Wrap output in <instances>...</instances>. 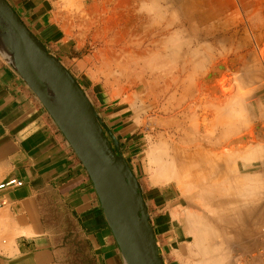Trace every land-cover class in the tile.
Masks as SVG:
<instances>
[{"label": "rangeland", "instance_id": "obj_1", "mask_svg": "<svg viewBox=\"0 0 264 264\" xmlns=\"http://www.w3.org/2000/svg\"><path fill=\"white\" fill-rule=\"evenodd\" d=\"M56 8L68 46V54L59 59L93 103L99 106L102 102L110 109L128 108L124 114L129 125L126 141L138 144L135 160L131 155L128 161L130 167H135L136 172L132 170L139 182L142 178L155 190L156 197H168L177 208L181 242L175 252L179 264H233L237 258L251 263L264 254L263 218L240 222L218 217L215 202H204L197 195L200 188L181 190L174 181L156 185L145 168L149 166L147 151L160 142H165L169 151L176 147L186 153L196 148L208 155L227 153L226 145H233L219 143L222 127L215 122L219 108L240 92L245 93L249 106L239 108L233 121L240 127L226 141L248 134L253 144L264 147V75L253 82L248 81L251 76L243 75L246 81L239 78L253 57L264 70V0H57ZM206 12L215 14L214 18L206 20ZM219 63L226 65L222 73L210 84L202 83L207 69ZM220 75L225 77L220 81L228 91L214 94L212 88L218 86ZM207 138H213L212 143ZM245 145L248 141H240L234 148L245 149ZM238 160L230 163L233 174L251 177L245 184L257 192L253 200L260 198L257 204H262L263 213L264 176L262 181L254 178L264 174L260 171L262 161L255 159L245 166ZM222 174L218 171L215 176ZM189 179L192 182L193 176L185 173V183ZM229 183L227 187L238 186ZM159 191L164 194H157ZM192 214L198 215L199 222L195 216L190 219ZM196 224L210 232L207 255L191 232L198 228ZM249 248L255 252H241Z\"/></svg>", "mask_w": 264, "mask_h": 264}, {"label": "crops", "instance_id": "obj_2", "mask_svg": "<svg viewBox=\"0 0 264 264\" xmlns=\"http://www.w3.org/2000/svg\"><path fill=\"white\" fill-rule=\"evenodd\" d=\"M8 2L52 53L58 58L68 54L57 0ZM214 16L206 12L205 19ZM94 105L130 162L138 144L126 141L128 108ZM145 168L150 173V166ZM10 178L24 184L0 189V264H127L84 166L32 89L0 54V184ZM140 183L165 264H179L177 208L168 197H156L142 178ZM161 183L166 182L154 184ZM257 210L254 216L264 219L260 204Z\"/></svg>", "mask_w": 264, "mask_h": 264}, {"label": "water", "instance_id": "obj_3", "mask_svg": "<svg viewBox=\"0 0 264 264\" xmlns=\"http://www.w3.org/2000/svg\"><path fill=\"white\" fill-rule=\"evenodd\" d=\"M0 54L26 81L84 166L126 263L165 264L140 182L117 138L79 81L8 0H0Z\"/></svg>", "mask_w": 264, "mask_h": 264}, {"label": "bare ground", "instance_id": "obj_4", "mask_svg": "<svg viewBox=\"0 0 264 264\" xmlns=\"http://www.w3.org/2000/svg\"><path fill=\"white\" fill-rule=\"evenodd\" d=\"M251 62H252L251 66L248 65L249 67L248 66L245 67L244 73H242L241 77H239L241 81L243 79H246V78H243V75L251 76L249 77L250 79L247 78L248 81L250 82L258 80V77L261 78L264 75V70L261 69V64L258 61V59L253 57V60ZM225 68H226V65L224 63L213 64L211 68L207 69V72L203 75V77H201V80H202L201 82L202 83L206 82V84L207 83L210 84L211 82H213L214 79L217 78L216 76L222 73L220 72L221 69L224 70ZM219 78L220 79H217V80L220 81L222 78L224 79L225 77H222V75H220ZM243 81H246V80H243ZM221 82L222 81L218 83V86L212 85L213 86L212 91L214 92V94H216V92L225 94L224 92L228 91L225 84ZM244 94L245 93L240 92L236 94L235 96L233 95L232 96L233 98L230 97V100H228V105L227 104H226L227 106L222 105L220 107L221 109L219 108V111L217 114L218 118H216L215 123H219V125L222 127V135L218 139L219 143L223 145L224 142L226 143L228 142V144L233 145V147L232 146L229 147V145H226V147H228L227 153H224L223 151L221 152L220 155H215L216 151L214 150L215 151L214 152L213 150H211L215 154L213 153L214 155H208L203 150L201 151L200 150L201 148H196L194 151L186 153L187 151L186 149L176 148V147H173L175 151L173 152L172 151L173 149L169 151L168 148L165 147L166 145L165 142H160L157 145H154L153 148L150 149V151L148 152V157L150 160L149 166H150L151 182L170 183L174 181L177 187L180 188L181 190H186V188H188L187 186H191V188H200L197 195L204 198L203 201L204 200L206 201L207 199H209L210 202H215L216 211L218 212L217 213L218 215L217 214L216 215L218 217L223 216L228 221H231L234 218H238L240 222H243L246 219L256 218L254 215H256L258 211L257 201L259 202L260 198L253 200L254 195H255L254 193H257V192H254V190L250 189L251 186L249 188V185L245 184V179H250L251 177H249L248 175H245V176L234 175L233 169L232 167H230V163L231 162L233 163L234 159L239 158V160L243 161L244 165L247 166L246 164L251 162L252 160L261 159L262 165H260L261 166L260 171L264 173V147L263 145L258 146V144L255 142H254L255 144H253L252 141H250L252 137L248 134L239 136V137H233V138L230 137V139L226 141L227 136H230L236 130L238 131V128L240 127L236 125L235 122L233 121L235 118L239 116V113H240L239 108L241 107V110H242V108L247 109L249 106L248 101H247L248 98H246ZM232 104L234 105L229 106ZM235 106H236V110L234 109ZM216 109H217V105H216ZM248 133H252V131H249ZM207 139H208L207 141L208 143H212L213 138H207ZM240 141H248V146L245 145L246 147L245 149L242 148V149L236 150L234 148V144ZM223 166H227V167H223ZM202 167H205V168H202ZM218 171H221L223 173L219 178L216 177L217 175L215 176V174H217ZM185 173H187V176L189 175V178L193 176L192 182L189 179L187 183H185V180H184ZM262 176H264V174L260 173V174H256V176L255 177L253 176V177L257 180L261 179L259 181H262V178H261ZM229 182L237 183L238 186L236 187L228 186L227 187V184ZM262 186L264 185L262 184ZM218 197L219 199H216ZM249 197H252V198L249 199ZM262 197L264 198V196ZM249 203L250 204L254 203V204L250 206ZM210 211H211V208H210ZM260 213H262V209ZM194 216L195 215L193 214L190 215V219L193 218ZM198 218H199L198 215H196L195 220L199 222ZM196 227L198 228L196 229L194 228L195 230L191 232L196 236L195 241H196V244L199 246L200 250L202 249L204 254L207 255L208 251H210L211 249L206 244V238L210 237L209 235L210 232H208L209 230L207 227H205L207 228L205 230L204 229L202 230L200 225L199 226L197 225ZM246 231L248 232V228Z\"/></svg>", "mask_w": 264, "mask_h": 264}, {"label": "built area", "instance_id": "obj_5", "mask_svg": "<svg viewBox=\"0 0 264 264\" xmlns=\"http://www.w3.org/2000/svg\"><path fill=\"white\" fill-rule=\"evenodd\" d=\"M23 184V181L20 179L10 178L0 184V189H4L7 187H21L23 186ZM233 264H264V254L261 255V260H255L254 262L248 263L242 258H237Z\"/></svg>", "mask_w": 264, "mask_h": 264}]
</instances>
